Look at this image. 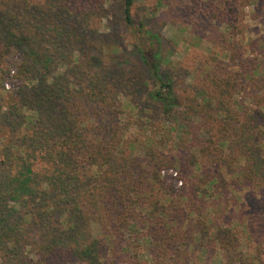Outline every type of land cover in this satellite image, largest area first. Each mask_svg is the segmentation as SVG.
<instances>
[{
    "label": "trees",
    "instance_id": "16d2710c",
    "mask_svg": "<svg viewBox=\"0 0 264 264\" xmlns=\"http://www.w3.org/2000/svg\"><path fill=\"white\" fill-rule=\"evenodd\" d=\"M105 1L78 0L76 9L99 13ZM118 1L119 16L135 38L136 70L117 65L118 42L106 47L102 31L67 12V0H0V57L11 46L20 49L17 76L25 82L8 107L0 105L8 140L0 160V249H11L21 264L28 263L27 253L45 262L57 254L59 264H114L117 252L120 261L137 263L143 256L129 253L128 243L143 239L148 255L158 260L181 239L197 235L186 233L184 212L175 206L191 195L163 187L159 172L175 167L177 159L165 151L186 134L200 155L212 152L200 134L201 119L209 115L206 93L180 104L174 79L160 72L166 57L148 42L154 36L146 18L133 12L135 0ZM1 68L0 63V77L6 72ZM145 74L156 88L146 97L151 106L142 107L136 99L146 85L140 78L149 80ZM224 79L214 80L222 96L229 85ZM150 110L162 114L157 123L182 126L179 137L156 138L161 125L151 126ZM197 117L200 122H193ZM131 127L135 132H128ZM243 133L236 150L251 162L248 173L260 174L263 158L255 142L245 146ZM106 243L112 256L103 249ZM118 244L122 249H114Z\"/></svg>",
    "mask_w": 264,
    "mask_h": 264
},
{
    "label": "rangeland",
    "instance_id": "374dc122",
    "mask_svg": "<svg viewBox=\"0 0 264 264\" xmlns=\"http://www.w3.org/2000/svg\"><path fill=\"white\" fill-rule=\"evenodd\" d=\"M26 1L32 4L37 0ZM77 1L67 0V12L85 18L102 31L106 47L117 41V65L125 71L133 65L136 70L138 61L132 54L135 38L119 16V1L106 0L99 13L89 8L84 12L77 10ZM132 10L146 18L147 28L154 36L148 42L153 41L155 51L166 57L168 62H161L160 72L174 79V92L180 104L186 101V96L206 93L203 98L207 99L204 104L209 103V115L201 119L200 134L212 152L200 155L189 146L187 134L180 143L177 137L182 126H177L174 120L157 123L162 114L159 110L149 111L155 120L151 126L161 125L156 138L163 133L166 138L175 137L179 143L165 151L167 156L177 159L175 167L164 168L159 175L163 187L187 193L186 197L191 195L181 202L175 200L174 204L177 202L176 208L184 212L180 223L186 233L193 231L197 235L192 236L193 240L181 239L166 257L158 260L146 252L149 243L145 239L130 244L125 236L129 253L135 251L143 256L140 262L130 260V264H264V170L257 175L249 174L251 162L246 155L238 154L235 143L244 130L245 146L255 142L264 163V0H135ZM21 54L20 49L11 46L0 57L1 69L6 70L0 77L3 109L8 107L13 92L25 84L17 76ZM145 76L149 80L140 78L146 83L140 93L143 96L136 99L142 107L151 106L146 97L156 88L152 76ZM216 78L229 82L223 96L215 89ZM181 106L179 110L183 109ZM213 118L216 120L209 123ZM193 122L200 119L197 117ZM135 129L131 127L128 132ZM0 130L1 160L2 146L8 140L4 127L0 126ZM2 168L9 170V166ZM213 179L215 183L211 185ZM32 236L28 233L26 239L32 241ZM121 245L114 249H122ZM103 249L113 255L109 244H104ZM55 255L45 262L39 255L27 253V264H59L58 257L53 259ZM115 256L114 264H129L120 261L121 253ZM19 263L22 262L11 249H0V264Z\"/></svg>",
    "mask_w": 264,
    "mask_h": 264
}]
</instances>
